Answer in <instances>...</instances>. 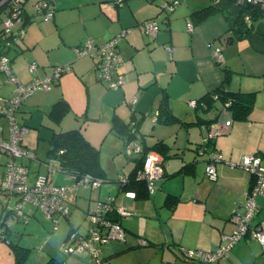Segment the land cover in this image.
<instances>
[{
	"label": "rangeland",
	"instance_id": "374dc122",
	"mask_svg": "<svg viewBox=\"0 0 264 264\" xmlns=\"http://www.w3.org/2000/svg\"><path fill=\"white\" fill-rule=\"evenodd\" d=\"M38 1L40 0H28L27 8L32 15H35V18L39 19V17L44 18L45 13L37 7ZM80 1L83 5L78 8L76 0H57L56 2L54 0L56 7L61 8L56 10V14L61 16L60 28L53 27V21L51 23L35 21L24 32V38H17L21 44L20 50L24 49V51L19 54L17 53V48L11 47L9 56L10 58L16 56L12 68L14 67L13 71L15 70L16 77L21 82L22 80L27 81L35 77L30 70L32 62L39 63L38 69L42 68L43 70L45 67L48 69V72L43 77L58 67L68 66L75 60L74 66L77 67L76 64L79 62L83 70H76L77 72H75L71 69L62 74L63 88L70 98L69 101L73 103L74 110L64 118L61 124L67 125L70 122L68 127L77 123L80 125L85 117H88V127L84 128V130L86 135L100 150V162L105 170V178L100 184L101 186H95L91 189V187L84 184L74 186V178L71 179L68 175L59 171L56 172L52 176L53 181L60 183V185L70 186L66 194L67 197H65V203L69 207V218L59 214V223L57 229H55L54 221L48 219L42 211L30 204L25 205V214L23 216H16L14 213L8 215L5 220L13 230L11 241L29 247L30 250L28 251V256L18 262L17 253L21 251V248H15L8 241L0 240V264H92V253L75 249V245L71 240H66V237L72 226L79 230L78 233L86 236L90 226V219L87 214L88 204L91 203L89 211L94 210L98 207L99 201H103L107 197L114 198L118 206L126 208L123 223L124 226L129 228V230L125 231V240L112 239L106 244L97 245L101 253L100 257L104 258L112 254L110 259L112 264H184L182 258L185 254L182 252L181 246L186 249V252H208L219 244L226 246L227 243L223 239L224 236L231 235L234 231L227 232L222 230V227L218 228L215 226L216 224L212 223L219 222L223 226L224 223L229 224L232 222H225L224 219L214 216L212 212H223L224 216H230L237 209L234 197L236 199L241 197L244 203L247 198V189L241 195H238L236 189L231 185L232 183L223 181L222 178L227 173L229 175V172L223 174L220 171V178L215 181L208 175L205 176L206 163L200 162L198 164L200 172H198L197 177L178 174L166 180H154L151 184L154 191L147 199L134 200L133 198H128L129 194L118 191L120 181L134 165L136 154L133 151V145L135 142L131 141L125 144L124 140L114 133L106 135L110 127H105V118H111L114 109L109 106L111 101H106L107 104L103 103L104 95L99 88L95 87L101 94H91L92 83L98 82L102 86L105 85L99 81L97 70L95 71L92 68V63L94 67V61H90L89 58L92 59L93 56L90 54L86 57L79 56L77 50L87 46L89 43L95 45L93 41L95 42L98 39L95 36L105 33L113 23L115 24L118 19V8L116 6L111 8L109 5L112 6V4L108 5V3H118L120 0ZM180 1L184 2L185 0ZM183 4L186 5V3ZM118 5L123 6V3ZM53 6L55 9L54 4ZM103 6L114 13L113 23H111V19L107 18L108 15L102 12ZM122 31L114 35L117 36ZM61 36L66 39V45H62L61 50L58 51L57 47L62 42ZM148 37L153 43V37L150 35ZM81 39L83 40L82 46L75 47L73 44ZM221 43L219 42L220 45ZM223 43L221 55H224L230 62L222 60V64L230 65L233 63V68H231L234 70L238 69L241 73L237 74L239 78L244 83L248 82L250 78L247 76V71H249L250 67L249 59H246L248 52L242 49L243 45L239 40L228 44L225 39ZM240 46H242L241 49ZM49 51H51L52 60L49 58ZM67 57L70 58L69 61ZM120 65L118 64V66ZM120 73L125 76L126 83L130 81L128 75L131 72L127 74L120 71ZM106 87H108L107 84ZM15 88L16 84L6 82L4 74L0 72V96L13 98ZM119 89L122 88L120 87ZM54 92L57 91L54 90ZM34 93L33 96L30 95V103L27 104L28 109L30 107L37 109L38 107L34 106L40 104L41 101L48 102L51 95L50 92L46 93L40 90ZM88 101L91 106L88 114H86L85 110ZM130 101L132 100L130 99L129 103ZM27 106L22 105L20 111ZM75 108L80 109V111L77 113ZM156 111L157 108H155ZM17 117L21 118V113H18ZM251 118L258 126L255 135L252 137V143L261 149V153H264V86H261L260 91L257 93L256 106ZM55 124L56 122L50 118L44 109H37L32 125L38 126L35 128L31 126L30 131L24 137L23 143L29 148L35 149L38 156L42 159L46 157L45 155L49 148L47 139L52 136L53 128L55 130L58 129ZM181 133L184 132L182 131ZM193 133L194 137H196L195 139L200 141L201 130L193 131ZM180 134L179 137L166 134L165 141L173 144L176 141V136V147L183 145L185 133L181 136ZM204 134L207 136L208 131H204ZM149 136V144L154 143L158 139L157 135ZM186 153L189 155L187 158H192L191 151L187 150ZM250 154L252 153L240 152L239 160H241L243 155ZM262 157L264 159V156ZM7 159V154L0 153V174L5 169L4 164ZM168 163L169 173L176 169V166L178 170L180 169L181 160L179 158L171 157ZM31 164L32 177L37 172V165H35V162ZM38 166L40 173H47L48 168L45 165L38 164ZM57 166L58 163L54 165L56 169ZM236 169L239 173L241 171L246 173L248 180L250 179L251 171L241 166ZM169 193L181 195V200L174 208L172 205L165 203ZM2 198L3 194L0 193V220L5 215V213H2V207L6 203L2 201L4 200ZM16 201L17 197H12L8 202V208H14ZM257 201L258 204L261 202L262 205V209L257 215L258 219H263L264 221V198L260 196ZM68 203H70V206ZM4 226L6 227V225ZM143 240L146 243L148 242V244H142ZM242 242H246L245 239L238 241L230 248V251L224 257L226 258L230 254V260H223V258V264H235L238 261L242 264L262 262L261 260L264 259L263 246L257 241L247 243V246L242 245ZM68 245L71 246L73 251L63 249V247ZM127 248L129 249L126 252L120 253ZM234 248L233 256L232 250ZM117 252L120 254L116 255Z\"/></svg>",
	"mask_w": 264,
	"mask_h": 264
},
{
	"label": "crops",
	"instance_id": "0c3cea01",
	"mask_svg": "<svg viewBox=\"0 0 264 264\" xmlns=\"http://www.w3.org/2000/svg\"><path fill=\"white\" fill-rule=\"evenodd\" d=\"M56 1L57 0H55V2ZM96 1L97 0H93V2ZM219 1L221 9L217 10L201 21H198L195 17H191L190 14L195 10L201 9L213 3V0H185L184 2H181L180 5L176 6L173 10H170L171 12L169 11L168 13L164 6L166 4L170 5L173 0H120V2L118 3H108V5L112 4V6L109 5V7L112 8L116 6L118 8V19L115 21V24L113 23L115 18L114 13H112L110 9L103 6L102 12L108 15L107 18L111 19V23L113 24L105 33L95 36L98 39H96L95 42L93 41V43H95V45L103 44L114 37V34L119 33L121 30L129 29L124 37L125 39H122L119 43L118 61L121 65L113 71V78L114 80H118L122 75L120 71L127 74L131 72V74L128 75L130 81L127 83L125 82V84L121 87L122 89H110L109 87H106V84L104 82H101L99 80L105 86H102L98 82L92 83L91 94H101L98 90H96V88H99L104 95L103 103L107 104L106 101H111V104L109 106L113 107L114 109L112 117L105 118V127H110L106 135L109 133H114L115 135H117L111 129L113 118L115 116L125 121H130L134 117L135 120H141L139 128L143 134L147 135L144 139L146 145L149 144V135H151L152 137L157 135L158 139L165 140L166 134H169L171 136L176 135L177 137H179V134L183 131L185 135L184 133L180 134V136L184 135L182 143L183 145H178L176 147V136V141L171 144L173 146V150L176 149L177 152L180 153V155H177V157L174 158H179L181 160V166L179 168H181L182 165L186 164L187 162L196 160L194 166L188 168V172L182 173L183 176L197 177L198 172H200L198 164L200 162H205L207 165V156L201 154L195 156L197 153L195 152L194 148L203 141L204 137H206L204 131H208V133H214L215 137H213V147L217 151H219L222 156V160L216 165L218 176L215 181L219 180L220 171L223 174L229 172V175L227 173L222 178L223 181L232 183L231 185L236 189L237 194L241 195L242 192L245 191V189L248 190L251 182V176L248 180V176L246 173H243L241 170V173H239V171H236V168L240 167V152H247L252 154L254 153L253 155H260L261 157L264 156V153H261V149L252 143V137L253 135H255V132L258 128L252 118L249 121H235L233 120L231 113L220 103H217V108L209 113L210 115H207L204 111H199V114L202 113L204 115V118L206 117V115V118L209 120L215 118V121L209 124L210 127L198 124L186 126L177 123L161 125L153 121L152 117L155 112V108L158 109L159 100L163 95L165 89L170 95L169 104L172 112L186 123H195L199 120V114L197 113L195 107L190 104L191 100H196L206 93L213 91L223 81L224 72L219 64H217V56L215 55V51L217 49H221L220 54L223 52V42L227 37L226 32L229 25L227 16L237 15L240 11V6L234 0ZM27 2L28 0L26 1V8ZM55 2L54 0L52 1V4L55 5V11L53 18L50 20H45L43 17H39V19L35 18V15H32L27 8L28 12L34 18L32 22L27 24L25 31H27L28 26L35 21H44L46 23H51L53 21L52 26L60 28L61 16H59V14H56V10L61 8H57ZM76 3L78 8L82 7L83 5L80 0H76ZM121 3H123V6L118 5ZM183 3H186V5H184ZM80 12H82V10H80ZM152 18H156L161 21L159 32L156 37L153 38V43L152 40L149 39L148 34L145 32V29L142 27V24L145 21L151 20ZM189 19L192 20L195 24V29L193 32H190L187 28V22ZM21 38H24V34ZM61 40L62 42L57 47L58 51L61 50L62 45H66V39L64 38V36H61ZM82 41L83 40L81 39L73 45L77 48L81 47V44L83 43ZM239 41L243 45V48L242 46H240V49L242 48L243 50L248 52L246 59H249L250 67L248 69L249 71H246L247 76H249L250 78L248 82L244 83L243 80L240 79L237 75L241 74L240 71L238 69V71L236 69V71L233 69L235 73H233L231 77L230 88L233 90L241 91H256L258 93L261 86H264V80H262L264 78V17H261L257 21H255L254 30L245 39ZM219 42H222L223 44L221 43L220 45ZM14 48H17V53L19 54L24 51V49L20 50L21 44L19 41L18 44H15ZM49 55V58L52 60L51 51H49ZM84 56L86 57L87 55ZM13 58L14 59L12 61V65L15 61L16 56ZM222 58V60L228 61L224 55L222 56ZM92 59L89 58L90 61H94V67L92 63V68L96 71V65L99 61V58L93 57ZM67 60L69 61L70 58L67 57ZM75 61L71 62L72 70L75 72H77L78 70H83L79 65V62L76 64L77 67L74 66ZM228 66L232 67L233 63ZM47 72L48 69L45 67L43 70L42 68L38 69L36 74L39 77H43ZM14 74H16V72ZM31 79L27 81L22 80V82H28ZM54 90H56L57 92H54ZM40 91L46 93L50 92L51 95L48 102L41 101L40 104L35 105L34 107H38L37 109H44L45 112L49 113L51 106L60 98H64L70 103L72 108L71 112L74 110V105L69 101L70 98L63 88L62 77L57 83L54 84L53 88H51L50 90ZM34 94H32L31 96H33ZM31 96L27 97L23 101V106H27V104L30 103ZM130 99L132 101H130L129 103ZM132 104H134V106H132ZM90 106L91 103L88 101L85 110L86 114H88ZM28 108V106L23 108V110L21 111V118L25 123H27L28 126H33L35 128L38 125H32V123L35 116V111L37 109H32L31 107L30 109ZM75 111L78 113L80 109L75 108ZM140 117L141 119H139ZM64 118L60 123L55 124L58 129H70L80 126L85 136L91 141L84 130V128L86 129L88 127V117H85L82 124L78 125L77 123L76 125H71L70 127H68L70 122H68L67 125L61 124L63 123ZM197 130H201L200 141L195 139L196 137H194L193 131ZM92 144L94 145L93 142ZM187 150L192 152V158H187L189 156L188 153H186ZM156 156L161 161L163 160V158L159 154H156ZM45 159L46 157L42 160ZM168 160L164 161L166 175H169L170 173L178 170L176 166V169L169 173ZM238 160L239 162L237 163ZM35 165H37L36 171H40L38 164L36 163ZM30 167H32V164L30 165ZM204 174L205 176H207L206 168ZM68 177L73 179L71 176ZM153 181L150 182V186ZM246 185H248V187H246ZM118 191L120 192L119 187ZM125 194H129L128 198L134 199V195L132 193ZM170 194L180 196L181 200L180 194ZM262 198H264V196H262ZM234 201L237 204V209L232 214H230V216H224L223 212H212L213 215L217 218H221L224 219L225 222L230 221L232 223H224L223 226L219 222H213L212 224H216L215 226H217L218 228L222 227V230H225L227 232L235 231L237 225L236 215L244 212V200H241V197H238L237 199L234 197ZM68 204L70 206V203ZM90 206L91 203L88 204V211L90 209ZM259 207L261 210V202H259ZM88 211L87 214L89 213ZM69 215L67 216L68 218ZM257 215L252 222V226L260 225L264 227L263 219H258ZM123 216L125 215H121L122 226L125 228V230H129L128 227L124 226ZM73 228L76 232L79 231L74 226H72L69 232ZM7 231L9 232V236L11 239L13 230L10 225L7 226ZM223 239L225 240V243H227L226 245L229 246L228 241L225 238ZM242 239H245L246 241L242 242V245L244 246H247V243L257 241L250 235H247ZM222 245L219 244L217 247ZM217 247H215L214 249H216ZM214 249H211V251ZM181 250L183 252V250L186 249L181 246ZM232 251L234 256L235 248ZM223 260L229 261L230 254ZM261 261V263L257 264H264V259ZM217 264H223L222 260ZM235 264L242 263L238 261L235 262Z\"/></svg>",
	"mask_w": 264,
	"mask_h": 264
},
{
	"label": "built area",
	"instance_id": "2783aa9c",
	"mask_svg": "<svg viewBox=\"0 0 264 264\" xmlns=\"http://www.w3.org/2000/svg\"><path fill=\"white\" fill-rule=\"evenodd\" d=\"M24 0H13L16 6H23ZM180 0H173V3L167 5L170 10L180 5ZM237 4H249L257 6L264 13V0H237ZM37 7L42 9L45 13L44 19L50 20L54 16V6L52 3L39 2ZM17 11L19 10L16 8ZM17 20L13 17H8L1 24L4 29V35L10 34L17 25ZM160 20L151 19L145 21L142 27L145 32L153 38L159 32ZM187 28L193 32L195 27L192 22H187ZM129 29L123 30L117 36L112 37L100 45L88 44L77 50L79 56L92 55L99 58L97 64L98 79L108 85L109 88L117 89L125 82L123 76L118 80H114L113 71L117 69L119 43L125 37ZM23 32V30H22ZM5 41L4 37H1ZM0 40V41H2ZM13 42L6 40L4 47L11 48ZM0 47V72L5 76L6 82H13L16 84L13 98H4L0 96V153L7 154L5 169L0 174V193L3 194L4 202L7 204L12 197H17L12 213L16 216H23L25 214V205L30 204L42 211L48 219L54 221L55 229L59 223V214L68 216L69 207L65 203V197L70 186L60 185L53 181L54 174L60 171L59 165L57 169L54 167L58 163L55 159L49 158L46 161L42 160L38 154L27 147L24 143L25 135L30 131V127L20 122L17 117V110L22 102L38 90H50L52 85L60 76L61 72L70 71L71 64L68 66H61L56 70L48 73L45 77H37L38 63L32 62L30 64L31 73L35 76L29 83H23L18 80L12 68L11 58L8 54H4ZM220 49L215 51L218 60H222ZM190 104L195 107L196 100H191ZM211 135H215L212 133ZM134 149L139 151V145L135 144ZM221 159V155L213 154L212 160L207 167V175L215 179L217 177L216 162ZM45 165L48 168L46 174L36 172L31 177V163ZM240 166L251 171L256 176V182L250 191H247L246 202L244 203V212L236 215L237 228L231 235H225L224 238L228 241V245L217 247L213 251H189L185 253V257L192 264H217L220 262L230 250V247L247 235L257 240L264 247V228L260 226H251L252 222L259 212V204L257 198L264 196V162L260 155H243L240 160ZM164 167L162 161L154 153H149L144 163V169L139 173L140 177L148 181L161 179L164 175ZM86 177L78 184L88 185L91 188L100 186L102 181H89ZM122 182L126 181L123 177ZM153 191L152 186L150 187ZM114 199L107 197L103 201H99L98 207L92 209L88 213L90 219V226L86 236L74 232L69 240L75 245V249L79 251H90L92 257L96 258L99 255L98 244H106L112 239L125 240L126 232L123 226L117 222L104 218V215L112 207L111 203ZM120 215L126 214L125 207H118ZM4 234V228L0 227V239ZM64 250L73 251L71 246L63 247ZM102 264L99 259L96 261Z\"/></svg>",
	"mask_w": 264,
	"mask_h": 264
},
{
	"label": "trees",
	"instance_id": "16d2710c",
	"mask_svg": "<svg viewBox=\"0 0 264 264\" xmlns=\"http://www.w3.org/2000/svg\"><path fill=\"white\" fill-rule=\"evenodd\" d=\"M26 1L27 0L23 1V6H16L13 0H0V40H2L1 37H4L5 39V41L4 40L0 41V47L3 48L2 51L4 54L9 55V49H10L4 47L6 45V40L13 42L12 47H14L15 44H18L17 38L23 36L27 24L33 21L34 17H32V15L28 12L26 8ZM52 1L53 0H40L38 1V3L39 2L52 3ZM213 1H214L213 3L201 9L193 11L190 14L191 17H195L198 21H201L207 18L208 16H210L211 14H213L214 12H216L217 10H220L221 9L220 1L219 0H213ZM234 1L237 3V0ZM238 5L240 6L239 13L234 16L232 15L227 16L229 25L226 32V36H227L226 40L228 44L233 43L235 40L245 39L254 30L255 21H257L261 17H264V13L257 6H253L249 4H238ZM16 8H18L19 10L17 11ZM8 17H13V19L17 20L18 22L16 27L12 30V32L6 35L5 37L4 29L1 27V24ZM152 19H156V18H152ZM188 22H192L194 24V22L190 19L188 20ZM13 59L14 58H11V62L13 61ZM217 64H219V66L224 72L223 81L213 91L206 93L205 95L196 99L195 109L197 113L199 114V111H204L208 115L209 113L214 111V109L217 108V103H220L222 106L226 107V109L231 113L233 120L249 121L251 119V114L256 104L257 92L231 89L230 80L233 73H235L234 70L228 65H223L222 60L217 59ZM96 70H97V65H96ZM62 74L63 73L61 72L60 76L57 78L54 84L59 81V79L62 77ZM35 76H37V74ZM123 78L126 82L125 76H123ZM32 80L33 78L30 81L23 83L26 84L31 82ZM125 82L122 83L120 87H122L125 84ZM169 102H170V95L164 89L163 95L161 96L158 103V109L152 115L153 121L161 125H169L172 123H177L186 126H192L194 124L195 125L198 124V125H205L206 127H210L209 124L215 121L214 120L215 118L209 120L206 118L207 115L204 118V115L200 113L198 115L199 116L198 121H196L195 123L192 122L186 123L185 121L178 118L172 112ZM21 106L22 104L17 110L18 111L17 114L21 113L20 111ZM132 106H134V104H132ZM71 110L72 108L70 103L66 99L60 98L51 106L48 115L56 123H60L62 119L71 112ZM19 120L22 124L27 125V123H25L22 118L19 117ZM140 122L141 120H135V117L132 118L130 121H125L115 116L113 118V123L111 126V129L124 140L125 144H128L129 142L132 141L135 142V144L139 145L140 148L139 151H136L134 149L135 144L133 145V151L136 154L134 158V165L130 169L129 173L125 176L126 181L125 182L120 181V186H119L120 191H123L125 193H132L134 195V199L136 200L147 199L148 197H150L152 193L150 188L151 187L150 181L140 177L139 174L144 169V163L147 155L151 152L159 154L163 158L162 164L164 169H165L164 161H167L171 157H177V155H180V153H178L176 149L173 150V146L167 143L164 139H158L154 143L146 145L144 139L145 136L147 135L143 134L140 131L139 128ZM211 134L212 132L208 133V135L204 137L203 141L197 147L194 148L195 152L197 153L195 156H198L200 154L207 156L206 173H207V167L212 160V155L213 154L221 155L219 151H217L213 147V141H214L213 137H215V135L213 136ZM47 141L49 143V148L47 149L46 152L45 161L49 158L55 159L60 167L59 172L74 178L75 185H77L80 181L84 180L86 177L90 178L89 180L90 182L94 180H100L103 182L105 178V170L100 162V154H99L100 150L98 147L93 145L92 142L85 136L80 126L70 129H57V130L53 128L52 136L49 139H47ZM32 150L36 152L35 149ZM221 160H222V156L221 159L216 162V165ZM195 163L196 160L187 162L186 164L182 165V167L179 170L170 173L169 175H166V172L164 171V175L161 179H169L171 177H174L175 175L186 173L188 172L187 171L188 168L194 166ZM255 182H256V176L254 174H251V182L247 191L251 190ZM2 201L4 202V200ZM179 201H180V196H176L170 193L167 195L165 199V203L172 205L173 208L178 204ZM111 205L112 207L104 215V218L117 222L122 225L121 215L117 211L119 206L116 204L115 199L112 201ZM2 213H5V215L0 220V227L4 228V234L0 240L8 241L9 244L14 245L15 248H21V251L17 253L18 254L17 260L18 262H21L23 259H25L26 256H28V251L30 250V248L20 245L19 243H13L11 241L9 232L7 231V226L9 224L6 223L5 218L8 215H11L12 211L11 209L7 208V204L3 205ZM4 225H6V227ZM256 226H260V225H256ZM74 232H76L75 229L74 228L71 229L68 236L66 237V240H69ZM142 244L147 245L148 242L146 243V241H144L142 242ZM97 248L99 251V255L96 258H94L93 256L92 264H98L96 263L98 259L102 264H112L110 261L112 254L110 256L102 258L100 257L101 253L99 247ZM128 249L129 248L124 249L120 253L126 252ZM120 253L117 252L116 255ZM183 253L185 254L186 251L183 250ZM182 260L184 261V264H192L191 261H188L186 257H183Z\"/></svg>",
	"mask_w": 264,
	"mask_h": 264
},
{
	"label": "water",
	"instance_id": "95a60500",
	"mask_svg": "<svg viewBox=\"0 0 264 264\" xmlns=\"http://www.w3.org/2000/svg\"><path fill=\"white\" fill-rule=\"evenodd\" d=\"M164 8L167 10V13L170 11L169 8H168V6H167V4L164 6Z\"/></svg>",
	"mask_w": 264,
	"mask_h": 264
}]
</instances>
